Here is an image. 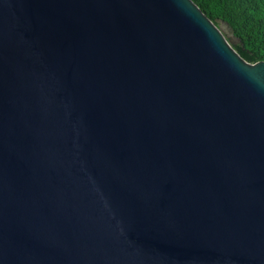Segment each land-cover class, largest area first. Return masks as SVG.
<instances>
[{"label": "water", "instance_id": "95a60500", "mask_svg": "<svg viewBox=\"0 0 264 264\" xmlns=\"http://www.w3.org/2000/svg\"><path fill=\"white\" fill-rule=\"evenodd\" d=\"M228 37L190 0H0V264H264V61Z\"/></svg>", "mask_w": 264, "mask_h": 264}, {"label": "trees", "instance_id": "16d2710c", "mask_svg": "<svg viewBox=\"0 0 264 264\" xmlns=\"http://www.w3.org/2000/svg\"><path fill=\"white\" fill-rule=\"evenodd\" d=\"M190 1L213 24L227 28L236 40L231 47L244 61H264V0Z\"/></svg>", "mask_w": 264, "mask_h": 264}, {"label": "rangeland", "instance_id": "374dc122", "mask_svg": "<svg viewBox=\"0 0 264 264\" xmlns=\"http://www.w3.org/2000/svg\"><path fill=\"white\" fill-rule=\"evenodd\" d=\"M217 26L223 30V33L225 34V38L227 39L228 35H230L229 31L226 27L223 26L221 22H218Z\"/></svg>", "mask_w": 264, "mask_h": 264}]
</instances>
